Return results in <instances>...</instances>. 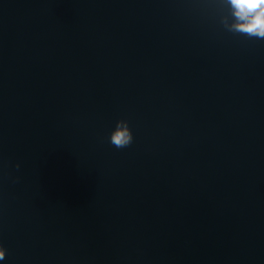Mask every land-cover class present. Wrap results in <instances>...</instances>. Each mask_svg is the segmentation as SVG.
I'll list each match as a JSON object with an SVG mask.
<instances>
[{
    "label": "water",
    "instance_id": "water-1",
    "mask_svg": "<svg viewBox=\"0 0 264 264\" xmlns=\"http://www.w3.org/2000/svg\"><path fill=\"white\" fill-rule=\"evenodd\" d=\"M222 17L0 0V264H264V40Z\"/></svg>",
    "mask_w": 264,
    "mask_h": 264
},
{
    "label": "clouds",
    "instance_id": "clouds-1",
    "mask_svg": "<svg viewBox=\"0 0 264 264\" xmlns=\"http://www.w3.org/2000/svg\"><path fill=\"white\" fill-rule=\"evenodd\" d=\"M226 5L231 22L227 17L220 19L224 28L232 33L264 40V0H217ZM133 142V133L128 121L120 119L110 133V143L116 148H126ZM19 169L20 165H16ZM6 249L0 245V260L5 259Z\"/></svg>",
    "mask_w": 264,
    "mask_h": 264
}]
</instances>
